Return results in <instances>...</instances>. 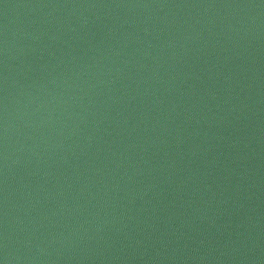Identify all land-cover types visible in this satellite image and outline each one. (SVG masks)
I'll return each mask as SVG.
<instances>
[{
  "label": "water",
  "instance_id": "obj_1",
  "mask_svg": "<svg viewBox=\"0 0 264 264\" xmlns=\"http://www.w3.org/2000/svg\"><path fill=\"white\" fill-rule=\"evenodd\" d=\"M0 264H264V0H0Z\"/></svg>",
  "mask_w": 264,
  "mask_h": 264
}]
</instances>
